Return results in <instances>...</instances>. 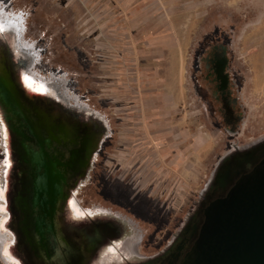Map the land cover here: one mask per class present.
<instances>
[{
	"label": "flooded vegetation",
	"instance_id": "obj_1",
	"mask_svg": "<svg viewBox=\"0 0 264 264\" xmlns=\"http://www.w3.org/2000/svg\"><path fill=\"white\" fill-rule=\"evenodd\" d=\"M26 19L21 25L8 17L11 25L0 32V66L7 82L28 97L45 121L34 122V130L14 131L12 115L0 102V259L5 264H178L194 241L193 227L203 207L264 161V137L246 146L230 144L211 166L184 221L149 252L151 234L162 232L159 218L165 205L150 200L156 191L151 184L149 192L143 191L151 214L135 210V198L142 195L141 182L177 177L167 180L150 172L144 166L147 153H137L118 136L129 131H111L106 114L71 89L64 73L48 68L42 47L25 36ZM8 21L0 16V23ZM192 62V77L200 80L210 114L235 134L242 112L226 48L208 42L195 51ZM20 81L37 93L42 82L46 93H26ZM166 160L161 156L156 166L166 171ZM46 181H54L49 205L39 188ZM215 181L231 183L221 189ZM112 183L125 189V198L109 192Z\"/></svg>",
	"mask_w": 264,
	"mask_h": 264
},
{
	"label": "rangeland",
	"instance_id": "obj_2",
	"mask_svg": "<svg viewBox=\"0 0 264 264\" xmlns=\"http://www.w3.org/2000/svg\"><path fill=\"white\" fill-rule=\"evenodd\" d=\"M83 1L0 3L12 11L28 13L25 36L42 47V60L48 68L64 73L71 89L105 113L111 131H129L118 136L129 143L127 146H134L137 153H147L144 166L150 172L167 180L169 176L177 177V181H143L142 195L135 198V210L148 214L151 205L145 193L153 187L156 191L153 195L151 192L150 200L165 205L159 218L162 232L151 234L147 249L151 252L184 221L216 158L230 144L246 146L264 137V0H87V15L97 18L98 23L89 21L88 26L84 25ZM111 35L118 41L116 37L111 40ZM159 35L166 36L161 48L164 54L182 53L174 71L180 99L168 102L167 117H157V129L165 131L152 139L147 133L151 123L142 93L144 80L139 78L135 84L131 81L140 72L137 62L135 70H126L107 58L117 52L123 58L131 57L133 52L142 58L149 48L144 44ZM208 42L226 48L228 73L242 112L233 135L216 115L210 114L200 80L191 74L195 51ZM118 74L119 82L124 83L120 101L116 95ZM134 92L137 96L131 98ZM162 154L167 156L166 171L156 166ZM112 184L109 192L125 198V189ZM0 264L5 263L0 259Z\"/></svg>",
	"mask_w": 264,
	"mask_h": 264
},
{
	"label": "water",
	"instance_id": "obj_3",
	"mask_svg": "<svg viewBox=\"0 0 264 264\" xmlns=\"http://www.w3.org/2000/svg\"><path fill=\"white\" fill-rule=\"evenodd\" d=\"M27 98L7 82L0 66V102L6 114L12 115L14 131L34 130V122L45 121ZM53 182L39 187L48 205L53 200ZM215 183L224 189L231 181ZM198 217L194 241L180 254L178 264H264V161L203 207Z\"/></svg>",
	"mask_w": 264,
	"mask_h": 264
},
{
	"label": "crops",
	"instance_id": "obj_4",
	"mask_svg": "<svg viewBox=\"0 0 264 264\" xmlns=\"http://www.w3.org/2000/svg\"><path fill=\"white\" fill-rule=\"evenodd\" d=\"M82 7H84V25L88 26L89 21H94V24L97 25V18L88 17L87 14V0H84L82 2ZM144 11V10H142ZM92 16V14L90 13ZM87 16V17H86ZM143 16V13L142 15ZM82 18V19H83ZM108 33V32H107ZM133 35V34H132ZM105 35L101 33V37L103 38ZM115 35H111V40L115 41L114 38ZM166 36H157L149 39V43L147 45L144 44V48H148V50H144V53L142 55V58L139 56L138 53L133 52V55L131 57H119V53H115V56L112 55L108 57L107 59H110L111 64L113 61H115V66L119 68H125L126 70H135L136 69V62H137V68L140 72H138L139 75L136 74L132 78V83H136L139 81V78H142L144 81V87L142 88V93L144 95V103L145 105H148V115L150 116L149 122L151 123L149 126V129L147 130L148 137L149 138H159L161 134L165 131L162 129H157L156 122L157 117H167L169 115L168 112V102H177L180 99V91L178 87L177 78L175 76V69H177V58L182 57V53L180 52V56H177V53L173 54H164V50H162V45L166 43ZM113 38V39H112ZM152 39V40H151ZM107 40V38H106ZM118 41V38L116 39ZM151 42V43H150ZM134 51V50H133ZM139 52V51H138ZM163 52V53H162ZM132 53V52H131ZM179 55V54H178ZM126 62V64H124ZM179 63H182V61H179ZM164 71V72H163ZM165 73V74H163ZM142 74V77L141 75ZM148 74V75H147ZM162 74L165 75L162 77ZM163 78V79H162ZM119 74L116 77V95L117 100H123L121 95V90L124 89V83L119 82ZM160 91H163L160 93ZM164 94V95H163ZM137 94L134 92L133 97L135 98ZM164 105L165 108L161 109L162 107L157 108V106ZM163 118V117H162ZM157 137V138H156ZM163 156V154L161 155ZM166 156V155H165ZM167 157V156H166ZM168 163V162H167Z\"/></svg>",
	"mask_w": 264,
	"mask_h": 264
},
{
	"label": "clouds",
	"instance_id": "obj_5",
	"mask_svg": "<svg viewBox=\"0 0 264 264\" xmlns=\"http://www.w3.org/2000/svg\"><path fill=\"white\" fill-rule=\"evenodd\" d=\"M27 15H28V13H26V12H24L22 10L20 12H18V13L6 12L5 11V7L3 6V4L0 3V16L4 17V19L6 21H8V17H10V16H14L15 20H16L17 17H20V19L22 21V24L21 23L20 24L23 25L24 19L27 17ZM11 23H12V21H8L6 24H4V28L10 26Z\"/></svg>",
	"mask_w": 264,
	"mask_h": 264
},
{
	"label": "bare ground",
	"instance_id": "obj_6",
	"mask_svg": "<svg viewBox=\"0 0 264 264\" xmlns=\"http://www.w3.org/2000/svg\"><path fill=\"white\" fill-rule=\"evenodd\" d=\"M26 73V72H25ZM20 84H21V86L23 87V90L26 92V93H31V94H37V95H43L44 93H46V90H47V88H46V86L42 83V82H40L38 85H39V90H40V92L39 93H37V92H33V91H31V90H27L26 89V85L23 83V82H21L20 81ZM5 130V129H4ZM6 133V132H5ZM7 145H8V142H7ZM68 206H69V208L71 209V211H72V213L73 214H75V210H73V205H72V202L71 201H68Z\"/></svg>",
	"mask_w": 264,
	"mask_h": 264
},
{
	"label": "snow or ice",
	"instance_id": "obj_7",
	"mask_svg": "<svg viewBox=\"0 0 264 264\" xmlns=\"http://www.w3.org/2000/svg\"><path fill=\"white\" fill-rule=\"evenodd\" d=\"M16 20L22 24L20 17H17ZM3 31H4V24L0 23V32H3ZM24 79H25V81H27L28 78L24 77ZM2 197H3V192H2V190H0V198H2ZM2 211H4V209L2 207H0V212H2ZM2 227H3V222L0 221V228H2Z\"/></svg>",
	"mask_w": 264,
	"mask_h": 264
}]
</instances>
